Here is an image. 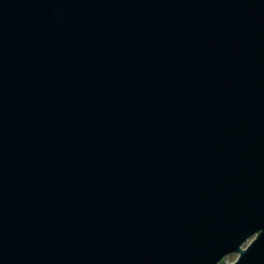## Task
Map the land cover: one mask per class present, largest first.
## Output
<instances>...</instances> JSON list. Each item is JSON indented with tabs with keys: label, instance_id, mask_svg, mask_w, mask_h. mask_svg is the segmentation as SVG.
<instances>
[{
	"label": "water",
	"instance_id": "95a60500",
	"mask_svg": "<svg viewBox=\"0 0 264 264\" xmlns=\"http://www.w3.org/2000/svg\"><path fill=\"white\" fill-rule=\"evenodd\" d=\"M0 264H264V0H0Z\"/></svg>",
	"mask_w": 264,
	"mask_h": 264
},
{
	"label": "rangeland",
	"instance_id": "374dc122",
	"mask_svg": "<svg viewBox=\"0 0 264 264\" xmlns=\"http://www.w3.org/2000/svg\"><path fill=\"white\" fill-rule=\"evenodd\" d=\"M255 235L250 236L247 238V240L241 245V246H246L253 238ZM238 252H230L228 255L225 256V261L226 262H231L235 258H237Z\"/></svg>",
	"mask_w": 264,
	"mask_h": 264
}]
</instances>
